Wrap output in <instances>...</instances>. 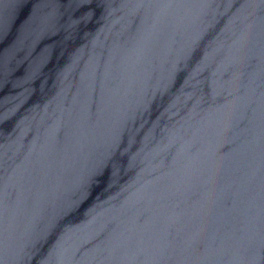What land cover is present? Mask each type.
<instances>
[{
	"label": "water",
	"instance_id": "water-1",
	"mask_svg": "<svg viewBox=\"0 0 264 264\" xmlns=\"http://www.w3.org/2000/svg\"><path fill=\"white\" fill-rule=\"evenodd\" d=\"M0 264H264V0H0Z\"/></svg>",
	"mask_w": 264,
	"mask_h": 264
}]
</instances>
